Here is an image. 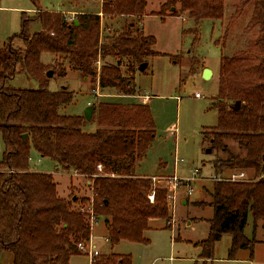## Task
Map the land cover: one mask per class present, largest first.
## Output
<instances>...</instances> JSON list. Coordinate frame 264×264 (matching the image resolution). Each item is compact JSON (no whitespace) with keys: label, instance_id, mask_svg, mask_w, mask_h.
Segmentation results:
<instances>
[{"label":"trees","instance_id":"16d2710c","mask_svg":"<svg viewBox=\"0 0 264 264\" xmlns=\"http://www.w3.org/2000/svg\"><path fill=\"white\" fill-rule=\"evenodd\" d=\"M31 1L35 13L22 12L19 33L0 46V264H70L74 255H89L78 245L91 241L98 222L105 224L110 252L91 256V264H133L131 254L114 252V247L123 240L147 244L151 220L164 219L167 228L173 220L168 189L152 176L136 173L156 135L150 106L98 99L93 103L97 128L86 131L84 115L68 112L75 92L49 88L51 69L43 55H64L70 70L101 90L137 96L135 68L164 55L153 49L156 37L144 31L150 0H102L100 12H81L71 21L62 11L44 10L38 0ZM178 3L179 10L169 14ZM249 3L253 13L245 30L257 29L258 35L249 50L221 57L218 93L209 106L217 109L218 123L203 131V145L216 155L212 167L217 178L206 190L211 200L195 202L213 209L207 238L195 243L205 260L214 257L216 243L226 234L232 237L229 259L240 249H249L251 257L255 244L262 242L245 230L250 217L254 232L264 221V0H241L219 41L225 42L231 24ZM155 14L163 22L187 14L194 21L187 32L194 33L195 45L204 20L224 19L225 0H164ZM104 18H120L124 24L104 33ZM33 23L40 30L31 32ZM107 58L109 62L98 66ZM126 59L128 75L121 67ZM20 74L38 88L9 85ZM66 74L65 68L59 71ZM32 147L41 160H53L57 171L87 178L92 196H61L53 173L31 168ZM226 171H246L248 178L233 181Z\"/></svg>","mask_w":264,"mask_h":264},{"label":"rangeland","instance_id":"374dc122","mask_svg":"<svg viewBox=\"0 0 264 264\" xmlns=\"http://www.w3.org/2000/svg\"><path fill=\"white\" fill-rule=\"evenodd\" d=\"M89 1L86 3L87 0H38L42 9L62 11L66 17L70 16L67 17L69 21L77 18L81 9L94 12L101 9V0ZM240 1L225 0L223 20H204L199 27V40L194 45V33L187 32L195 26L194 21L187 14H181L168 16L163 22L155 13L159 11L164 0H150L143 24L144 31L156 37L157 42L153 49L164 55L150 58L149 66L144 72H141L139 67L135 68V87L139 93L135 97H102L104 92L102 90L97 91L100 96H96L97 84L85 79L79 71L70 70L64 55L51 53L43 55V61L53 70V76L49 78L51 80L49 88L59 90L68 87L75 92L74 103L68 107L70 114H83L85 108L98 99H115L130 104L143 101L150 106L156 135L146 155L137 162L136 173L148 176L176 173L178 177L186 179L191 177L194 169L200 171L197 180L190 184L194 189L192 194H188L187 184L180 185L175 191L176 201L173 205L171 228H167L164 219L151 220L149 229L145 232L149 243L123 240L114 247V252L131 254L133 264H203L199 259L201 247L195 243L207 238L210 228L208 219L213 215V209L210 205L197 206L195 202L210 201L211 197L208 198L206 190H211L215 182L212 161L216 155L207 152V144L203 145L202 140L203 131L218 123L217 109H210L209 106L216 100L218 93L220 60L222 56L249 50V42L258 35L257 29L251 32L245 30L253 13V4L249 3L240 17L231 24L225 42L224 39L219 41ZM179 7L178 3L169 14L178 11ZM35 11L36 6L31 0H0V46L12 35L19 33L22 12L31 16ZM102 24L103 32L106 33L109 30L120 29L124 21L120 18H104ZM38 30L39 24L33 23L31 32ZM175 58L178 60L177 63L173 62ZM105 62H109V59L100 60L98 66ZM127 66L128 60L122 61L121 67L125 75H128ZM62 68L66 69L65 76L59 75ZM205 68L212 71L210 78L204 77ZM9 85L17 88H38L36 81L28 80L22 74L17 75ZM113 92L118 93L116 90ZM197 94L202 96L197 97ZM146 95H149V101L145 99ZM93 115L83 126L86 131H94L97 128V121L93 120L96 118L95 112ZM229 144L235 149L234 143L229 141ZM3 150L4 144L0 134V160L3 157ZM30 166L36 171L53 173L61 196H92V189L89 187L91 182L87 178L77 176L74 171H57L56 163L50 158L41 160L34 147L31 149ZM231 173L232 171H226L225 177L228 178ZM168 175H165L166 178L170 177ZM162 180L157 184L169 185L167 179ZM263 223L264 221H259L254 232L253 218L250 217L246 235L261 240L259 238L264 237ZM105 233V224L96 223L92 243L99 247L97 249L101 254L110 252V243L105 239ZM231 242V235H224L213 256L217 259L228 257ZM242 250L245 254L249 252L251 255L249 249H240L236 256H239ZM8 257L7 262L11 260V255ZM70 264H91V255H74L70 259Z\"/></svg>","mask_w":264,"mask_h":264},{"label":"built area","instance_id":"2783aa9c","mask_svg":"<svg viewBox=\"0 0 264 264\" xmlns=\"http://www.w3.org/2000/svg\"><path fill=\"white\" fill-rule=\"evenodd\" d=\"M70 17V16H67ZM197 97H201L202 95L197 94ZM145 98V97H144ZM146 100H149V95H146ZM181 159H179L180 161ZM102 165L99 164L98 165V169L102 170ZM200 171L198 169H194L192 172L191 177L186 178V179H182L180 177H178L176 175V173H174L173 175H170V177L166 178V176H152V180L154 183L157 184V182H162V179H167L169 185H164L162 184V186L166 187L168 189V200L171 202L172 205H174L175 201H176V196H175V191L177 190V188L180 185L183 184H187L188 186V194H192L193 193V188L190 186L191 182H195L197 179V177L199 176ZM248 178V174L246 171H232V173L229 175L228 179L236 181V180H243V179H247ZM214 179H217L216 176H214ZM153 195L150 196L151 200H153ZM79 248L81 250H88L89 255L93 256V255H98L100 252L97 249V247L95 245H93L92 241L87 242V243H79Z\"/></svg>","mask_w":264,"mask_h":264},{"label":"crops","instance_id":"0c3cea01","mask_svg":"<svg viewBox=\"0 0 264 264\" xmlns=\"http://www.w3.org/2000/svg\"><path fill=\"white\" fill-rule=\"evenodd\" d=\"M84 1H86V0H84ZM88 2H90V1L87 0L86 3H88ZM84 3H83V6H85ZM101 3H102V0H101ZM81 12H94V11H85V10L81 9ZM81 12H79V13H81ZM98 12H100V10L97 11V13ZM95 91H96L95 92L96 95L97 96H100L99 95L100 93L98 94L97 91L100 92L101 89L98 87ZM102 91H104L102 93V97L103 96L104 97H113V98H115V97H121V95H119L118 93H114L113 92V89H103ZM137 174L142 175V176L145 175V174H142L140 172L137 173ZM76 175L77 176H81L79 174H76ZM165 175H168V174L153 175V176H165ZM146 176H148V175H146ZM168 176H170V175H168ZM55 178H56V176H55ZM105 231H106V227H105ZM226 235H229V234H226ZM223 239H224V236L222 237V239L220 241H218L216 243L217 245L215 246V251H216V249H218V247H217L219 245L218 243H221V241H223ZM259 239H261V240L264 241V237L259 238ZM91 241H92V239H91ZM93 245H95L97 247L96 244H93ZM97 248H99V247H97ZM242 252H243V254H242ZM199 259L202 260L203 264H208L209 262H211V263H216L217 262V263H224V264H264V242H259L257 245H255L254 251H253V255L251 257H250V253L249 252L245 254L244 253V250H242V251L239 252V256H236L235 259H229L228 257H223V259H217V258H215V256H214V259L213 258L212 259H207V260H205L203 258H199Z\"/></svg>","mask_w":264,"mask_h":264},{"label":"water","instance_id":"95a60500","mask_svg":"<svg viewBox=\"0 0 264 264\" xmlns=\"http://www.w3.org/2000/svg\"><path fill=\"white\" fill-rule=\"evenodd\" d=\"M174 9V8H173ZM76 23H78L76 21ZM149 66V62H143L140 66H139V70L141 72H144ZM53 76V70H48L47 72V77L48 78H51ZM212 76V71L209 69V68H205L204 70V77L205 78H210ZM240 107V102L238 101L236 104H235V109H238ZM95 110V105L94 104H90L88 105L85 110H84V117L87 121H90L92 119V115H93V112ZM25 137H27V135L25 134L24 135ZM207 152H211V149H207Z\"/></svg>","mask_w":264,"mask_h":264}]
</instances>
